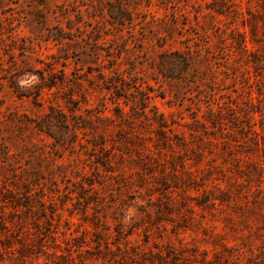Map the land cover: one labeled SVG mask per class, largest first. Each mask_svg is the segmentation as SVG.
I'll return each instance as SVG.
<instances>
[{"label":"rangeland","instance_id":"rangeland-1","mask_svg":"<svg viewBox=\"0 0 264 264\" xmlns=\"http://www.w3.org/2000/svg\"><path fill=\"white\" fill-rule=\"evenodd\" d=\"M100 2L0 0V264H264V0Z\"/></svg>","mask_w":264,"mask_h":264},{"label":"trees","instance_id":"trees-1","mask_svg":"<svg viewBox=\"0 0 264 264\" xmlns=\"http://www.w3.org/2000/svg\"><path fill=\"white\" fill-rule=\"evenodd\" d=\"M139 1L140 0H102V2H100V8H97L96 10H100L102 14H107L110 19L107 20L110 25V28H114L117 31L121 28L123 29L125 25L129 24L128 27L133 25L132 18L135 15L134 9L136 7L135 5ZM142 2H144L146 6H150L154 2H157L160 7H167L176 5L179 0H142ZM224 5V3L221 5L222 8L224 7ZM81 12L82 10L79 8L75 10L76 14H81ZM74 22V19H69L68 25L66 27L57 24L55 28H52L51 30H48L46 32V40L53 41L58 51V54H54L53 57L54 63L56 64L61 63V59L67 60L69 52L71 50H74V45L80 44L81 41L86 40V38H83V35H78V33H81V30H79V32L77 31V25L74 24ZM103 28L101 30L92 28V32L101 33V31H103ZM75 31H77L76 34ZM97 37L98 34L95 35V38L94 36L91 37L94 43L92 44L93 48L90 49V53H88L86 56L89 59H94L96 58V55H99V37ZM162 61H165V59H162ZM174 71H177V69ZM5 79L8 83V86L14 93L19 96H29V94H25L23 92V88L19 86L14 75L8 76ZM50 86L51 85H48L47 87Z\"/></svg>","mask_w":264,"mask_h":264}]
</instances>
